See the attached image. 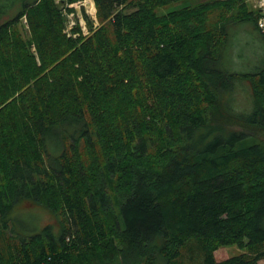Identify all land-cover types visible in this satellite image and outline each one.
Here are the masks:
<instances>
[{"label": "trees", "instance_id": "obj_1", "mask_svg": "<svg viewBox=\"0 0 264 264\" xmlns=\"http://www.w3.org/2000/svg\"><path fill=\"white\" fill-rule=\"evenodd\" d=\"M56 1L0 0V264H260L264 57L247 74L225 57L231 26L264 41L261 10L94 0L74 38ZM22 200L57 224L23 234ZM233 245L248 253L218 262Z\"/></svg>", "mask_w": 264, "mask_h": 264}, {"label": "rangeland", "instance_id": "obj_2", "mask_svg": "<svg viewBox=\"0 0 264 264\" xmlns=\"http://www.w3.org/2000/svg\"><path fill=\"white\" fill-rule=\"evenodd\" d=\"M21 0H19L20 2ZM31 1V0H30ZM66 6L64 8V15L67 18V25L64 33L68 37H78L79 32H75L76 27H80L83 34L88 35L89 30L84 13H86L95 23L97 27L98 21L96 18V8L93 0H65ZM218 0H180L174 2L169 6L160 8V15H167L177 8L186 5L208 4ZM257 0H250L248 2L251 7L257 8ZM90 6V8H87ZM74 10V12H70ZM80 13V14H79ZM20 30L25 37H29L30 28L27 19L24 18L20 25ZM230 44L226 51L225 63L230 72L247 74L255 71L256 67L263 64L264 57V41L257 38L253 31V26L250 23L234 25L229 28ZM239 88V89H238ZM230 95L233 99L231 105L235 112L250 113L253 110V101L250 90L247 86L240 85ZM229 99V98H228ZM13 217L19 223V229L23 234H35L42 231L48 225H55L56 216L43 205L38 203H30L22 200L13 210ZM248 253L247 248H240L237 245L224 246L219 248L215 257L218 262L227 260L232 257L240 256ZM264 264V259L260 261Z\"/></svg>", "mask_w": 264, "mask_h": 264}, {"label": "built area", "instance_id": "obj_3", "mask_svg": "<svg viewBox=\"0 0 264 264\" xmlns=\"http://www.w3.org/2000/svg\"><path fill=\"white\" fill-rule=\"evenodd\" d=\"M256 4L258 6L257 8L261 9L262 14L264 15V0H257ZM259 27L264 29V16L259 20Z\"/></svg>", "mask_w": 264, "mask_h": 264}, {"label": "water", "instance_id": "obj_4", "mask_svg": "<svg viewBox=\"0 0 264 264\" xmlns=\"http://www.w3.org/2000/svg\"><path fill=\"white\" fill-rule=\"evenodd\" d=\"M56 6H57L58 11H63L65 6H66V1L65 0H57ZM87 8H90V6H88Z\"/></svg>", "mask_w": 264, "mask_h": 264}]
</instances>
